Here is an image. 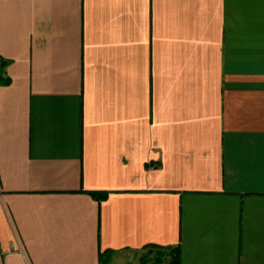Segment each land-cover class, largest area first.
I'll use <instances>...</instances> for the list:
<instances>
[{"label":"crops","instance_id":"obj_1","mask_svg":"<svg viewBox=\"0 0 264 264\" xmlns=\"http://www.w3.org/2000/svg\"><path fill=\"white\" fill-rule=\"evenodd\" d=\"M0 59V264H264V0H0Z\"/></svg>","mask_w":264,"mask_h":264},{"label":"rangeland","instance_id":"obj_2","mask_svg":"<svg viewBox=\"0 0 264 264\" xmlns=\"http://www.w3.org/2000/svg\"><path fill=\"white\" fill-rule=\"evenodd\" d=\"M154 247H145L140 250H122L109 257L106 264H168L169 253L162 249L161 253Z\"/></svg>","mask_w":264,"mask_h":264},{"label":"trees","instance_id":"obj_3","mask_svg":"<svg viewBox=\"0 0 264 264\" xmlns=\"http://www.w3.org/2000/svg\"><path fill=\"white\" fill-rule=\"evenodd\" d=\"M5 65V61L0 59V82H9L10 79L9 78H5L2 73H3V68ZM93 195H95V193H93ZM104 196L101 195L99 196L100 199H102ZM149 247H154L156 249H158L157 251L159 253H161V248H158L157 246L154 245H149ZM168 253H169V261L168 264H180V247L179 245L173 247V248H168ZM111 251L110 250H105L101 253L100 256V261L101 264H106L109 257H110Z\"/></svg>","mask_w":264,"mask_h":264}]
</instances>
